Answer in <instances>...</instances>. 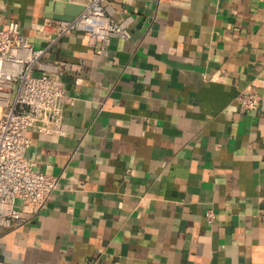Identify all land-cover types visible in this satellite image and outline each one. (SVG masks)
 Masks as SVG:
<instances>
[{"label": "crops", "instance_id": "1", "mask_svg": "<svg viewBox=\"0 0 264 264\" xmlns=\"http://www.w3.org/2000/svg\"><path fill=\"white\" fill-rule=\"evenodd\" d=\"M55 1L0 0L67 94L63 133L25 132L58 184L39 211L18 200L28 220L0 227V259L264 264V0H110L131 35L106 52L82 30L52 41Z\"/></svg>", "mask_w": 264, "mask_h": 264}, {"label": "built area", "instance_id": "2", "mask_svg": "<svg viewBox=\"0 0 264 264\" xmlns=\"http://www.w3.org/2000/svg\"><path fill=\"white\" fill-rule=\"evenodd\" d=\"M131 16L117 20L110 0H91L72 19H55L56 36L52 41L75 30L88 34L92 45L107 51L113 36L131 35ZM45 47H37L21 23L12 19L6 26L0 21V227L11 228L25 223L18 200L32 211H39L56 188L59 177L37 169L27 155L30 127L44 133H63L65 86L45 69ZM36 69L41 72L37 73ZM14 93V100L10 101ZM247 110L259 108L262 95L250 88L236 95ZM209 222L216 212H206ZM0 264H6L0 259Z\"/></svg>", "mask_w": 264, "mask_h": 264}, {"label": "water", "instance_id": "3", "mask_svg": "<svg viewBox=\"0 0 264 264\" xmlns=\"http://www.w3.org/2000/svg\"><path fill=\"white\" fill-rule=\"evenodd\" d=\"M91 0H64L65 6L62 3L51 2L49 9L52 11L51 15L58 19H72L77 15L87 3Z\"/></svg>", "mask_w": 264, "mask_h": 264}]
</instances>
